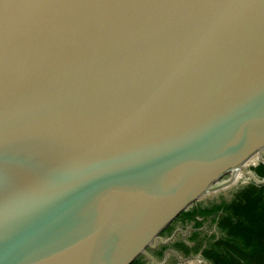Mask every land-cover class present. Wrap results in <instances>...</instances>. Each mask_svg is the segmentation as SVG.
Wrapping results in <instances>:
<instances>
[{"label": "water", "instance_id": "water-1", "mask_svg": "<svg viewBox=\"0 0 264 264\" xmlns=\"http://www.w3.org/2000/svg\"><path fill=\"white\" fill-rule=\"evenodd\" d=\"M255 155L264 0H0V264L155 263Z\"/></svg>", "mask_w": 264, "mask_h": 264}, {"label": "trees", "instance_id": "trees-1", "mask_svg": "<svg viewBox=\"0 0 264 264\" xmlns=\"http://www.w3.org/2000/svg\"><path fill=\"white\" fill-rule=\"evenodd\" d=\"M251 165L264 178V161ZM192 223L188 240L172 238L152 250L160 259L173 249L184 257L200 254L198 264H264V183L253 180L233 191L229 199L207 205L195 203L175 222ZM175 223L165 233H171ZM215 224V230L208 227ZM176 259V258H175ZM133 264H151L144 256Z\"/></svg>", "mask_w": 264, "mask_h": 264}, {"label": "rangeland", "instance_id": "rangeland-1", "mask_svg": "<svg viewBox=\"0 0 264 264\" xmlns=\"http://www.w3.org/2000/svg\"><path fill=\"white\" fill-rule=\"evenodd\" d=\"M259 161H260L259 155H255L254 157H252L248 161L247 165H249V164L253 165L252 164L253 162H255L254 164H256ZM251 165L248 166L250 169L252 168ZM241 172L239 175L236 176L234 181H232L230 184H228L227 186H225L221 189H218L217 191H213V192L205 195L198 202H200L203 205H207L208 203H210L212 201H220L222 199H229L231 197V194L233 193V191L235 189H237L241 185L247 184L253 180L248 175H245L243 171H241ZM191 229H192V223L187 224V225H185V224L183 225L181 222H177V223H175L172 232L171 233H165L163 235V237L169 238L171 236L172 238H175V239L188 240V237L191 233ZM208 229H209L210 233L213 232L216 229L215 224L210 225L208 227ZM197 256H199V254H197L193 257L191 256L189 258V257H184V256H182L176 252L173 255H171V254L167 255V257L164 256L163 258H160V259L156 258L155 263H153L152 261H150V262H151V264H198V263H201L200 262L201 259ZM205 262H206V260L204 261V263ZM208 264H210V263H208Z\"/></svg>", "mask_w": 264, "mask_h": 264}, {"label": "crops", "instance_id": "crops-1", "mask_svg": "<svg viewBox=\"0 0 264 264\" xmlns=\"http://www.w3.org/2000/svg\"><path fill=\"white\" fill-rule=\"evenodd\" d=\"M176 253V251L175 250H173V249H170V250H168V253H167V255H173V254H175Z\"/></svg>", "mask_w": 264, "mask_h": 264}, {"label": "built area", "instance_id": "built-area-1", "mask_svg": "<svg viewBox=\"0 0 264 264\" xmlns=\"http://www.w3.org/2000/svg\"><path fill=\"white\" fill-rule=\"evenodd\" d=\"M260 161H262L261 159H260ZM197 255V254H196ZM195 256V255H194ZM193 257V256H192ZM197 257H199L201 260H200V262H204L205 261V259H204V257H202L200 254H199V256H197ZM190 258V257H189Z\"/></svg>", "mask_w": 264, "mask_h": 264}, {"label": "bare ground", "instance_id": "bare-ground-1", "mask_svg": "<svg viewBox=\"0 0 264 264\" xmlns=\"http://www.w3.org/2000/svg\"><path fill=\"white\" fill-rule=\"evenodd\" d=\"M259 158H260V159H261V158L263 159V157H262L261 155H259ZM246 165H247V164H246ZM249 165H251V164H249ZM249 165H247V166H249ZM240 172H241V171H239V172L236 173L235 178H236L237 175L240 174ZM241 173H242V172H241Z\"/></svg>", "mask_w": 264, "mask_h": 264}]
</instances>
